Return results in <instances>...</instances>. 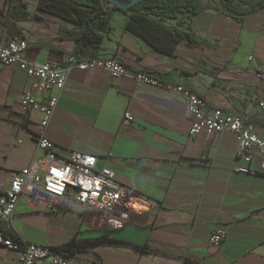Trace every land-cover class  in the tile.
Instances as JSON below:
<instances>
[{"label":"crops","instance_id":"obj_1","mask_svg":"<svg viewBox=\"0 0 264 264\" xmlns=\"http://www.w3.org/2000/svg\"><path fill=\"white\" fill-rule=\"evenodd\" d=\"M38 5L39 0H0V41H26L27 61L64 63L71 55L118 59L161 86L113 81L102 70L70 73L48 130L53 151L97 157V170H113L136 203L125 227L111 229L82 209L49 212L22 197L11 238L51 248L102 236L119 242L77 253L71 257L76 264H264V170L257 149L238 155L229 132L192 137L186 103L168 91L185 87L209 106L252 123L264 141V85L258 78L264 68V8L240 21L210 2L188 20L170 21L188 38L169 55L130 32L123 9L108 6L110 28L90 45L80 26ZM28 86L24 72L0 64V196L36 151L33 136L42 113L22 109ZM47 96L38 93V101ZM127 112L134 122L125 128ZM148 201L157 205L149 209ZM215 230L227 233L218 248L209 243ZM145 246L147 253L136 248ZM17 262L18 254L0 246V264Z\"/></svg>","mask_w":264,"mask_h":264},{"label":"built area","instance_id":"obj_2","mask_svg":"<svg viewBox=\"0 0 264 264\" xmlns=\"http://www.w3.org/2000/svg\"><path fill=\"white\" fill-rule=\"evenodd\" d=\"M27 49L28 43L20 39L14 38L7 43L0 41V64L16 67L24 72L29 80L28 88L20 97L22 109L26 113L35 109L42 113L39 128L33 136L36 151L31 163L12 174L7 191L0 196V221L4 225L0 231V246L18 254L17 264H76L71 257L55 248L23 240L14 241L10 236L22 197L27 196L42 203L49 212H74L76 209H82L83 214L96 215L111 229L125 227L136 203L135 193L117 182L113 170H97V157L78 152L61 156L53 151L54 144L48 137V130L69 75L74 70H102L107 72L113 81L134 79L138 84L156 87L161 84L151 75L131 71L118 59L102 60L71 55L64 63L48 61L38 64L24 58L23 53ZM249 61L252 62L253 58H249ZM258 78L264 85V68L258 73ZM168 91L186 103L191 119L192 137L204 133L210 138H215L229 132L237 140L238 155H247L252 149H257L261 157V169L264 170V141L259 138L252 123L228 111L209 106L201 97L185 87H169ZM38 93H47L46 101L40 103ZM260 106L263 107L264 103H260ZM133 122V116L129 112L125 113L123 127H130ZM236 171L256 175L255 171L249 169L238 168ZM146 205L147 208L153 209L157 204L148 201ZM226 236V231L215 230L209 243L218 248Z\"/></svg>","mask_w":264,"mask_h":264},{"label":"trees","instance_id":"obj_3","mask_svg":"<svg viewBox=\"0 0 264 264\" xmlns=\"http://www.w3.org/2000/svg\"><path fill=\"white\" fill-rule=\"evenodd\" d=\"M130 2L131 0H119ZM224 13L240 21L253 12L264 8V0L252 3L249 0H209ZM111 3L104 0H39V9L51 15L63 18L81 27L82 39L90 45L103 39V33L110 28ZM113 10L123 11L118 6ZM202 10L195 0H142L133 5L129 14L126 28L142 38L158 51L171 55L177 44L188 38L177 28L169 26L168 22H183ZM124 12V11H123ZM14 241H19L12 237ZM119 243L116 240L102 236L96 240H73L67 245L55 248L68 257L82 253L101 244ZM141 252H149L148 247H136Z\"/></svg>","mask_w":264,"mask_h":264},{"label":"water","instance_id":"obj_4","mask_svg":"<svg viewBox=\"0 0 264 264\" xmlns=\"http://www.w3.org/2000/svg\"><path fill=\"white\" fill-rule=\"evenodd\" d=\"M111 3L112 6H118L119 8L128 11L133 5L140 3L142 0H131L130 2H121L119 0H104Z\"/></svg>","mask_w":264,"mask_h":264},{"label":"rangeland","instance_id":"obj_5","mask_svg":"<svg viewBox=\"0 0 264 264\" xmlns=\"http://www.w3.org/2000/svg\"><path fill=\"white\" fill-rule=\"evenodd\" d=\"M185 1H187V0H185ZM195 1L196 2L198 1V3H200L201 6H205L208 3H210L209 0H195ZM249 1H251L252 3H255V2L259 1V0H249Z\"/></svg>","mask_w":264,"mask_h":264}]
</instances>
